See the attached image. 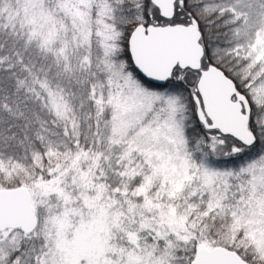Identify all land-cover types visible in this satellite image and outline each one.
Masks as SVG:
<instances>
[{
	"label": "snow or ice",
	"instance_id": "obj_1",
	"mask_svg": "<svg viewBox=\"0 0 264 264\" xmlns=\"http://www.w3.org/2000/svg\"><path fill=\"white\" fill-rule=\"evenodd\" d=\"M0 264H264V0H0Z\"/></svg>",
	"mask_w": 264,
	"mask_h": 264
}]
</instances>
